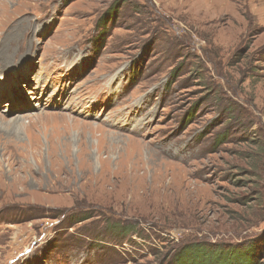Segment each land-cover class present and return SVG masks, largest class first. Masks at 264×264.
Instances as JSON below:
<instances>
[{
  "label": "rangeland",
  "instance_id": "rangeland-1",
  "mask_svg": "<svg viewBox=\"0 0 264 264\" xmlns=\"http://www.w3.org/2000/svg\"><path fill=\"white\" fill-rule=\"evenodd\" d=\"M197 246L264 264V0H0V264Z\"/></svg>",
  "mask_w": 264,
  "mask_h": 264
},
{
  "label": "trees",
  "instance_id": "trees-1",
  "mask_svg": "<svg viewBox=\"0 0 264 264\" xmlns=\"http://www.w3.org/2000/svg\"><path fill=\"white\" fill-rule=\"evenodd\" d=\"M239 250L232 248L218 251L217 248L206 249L197 246L194 251L182 250L184 252V259L181 258L183 254L178 259L183 264H247L249 261L247 262L245 254Z\"/></svg>",
  "mask_w": 264,
  "mask_h": 264
}]
</instances>
